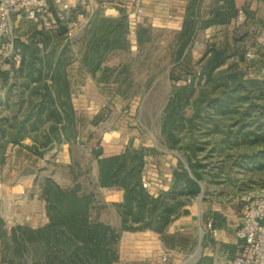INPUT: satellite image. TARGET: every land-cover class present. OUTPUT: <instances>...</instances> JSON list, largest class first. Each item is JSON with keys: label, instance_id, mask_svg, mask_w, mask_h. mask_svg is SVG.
Masks as SVG:
<instances>
[{"label": "trees", "instance_id": "trees-1", "mask_svg": "<svg viewBox=\"0 0 264 264\" xmlns=\"http://www.w3.org/2000/svg\"><path fill=\"white\" fill-rule=\"evenodd\" d=\"M203 2L189 0L186 6L184 25L177 38L176 64L170 73L172 94L162 124L169 147L184 154L193 176L180 163L169 190L150 191L143 187L146 150L127 147L99 157L102 148L95 146L100 184L123 191V200L112 203L120 216L119 226L100 219L99 212L107 206L98 203L94 193L81 192L79 184L64 187L47 177L43 182L48 218L45 224H16L8 229L0 216V239L6 247L2 264H114L119 259L118 244L123 232L152 230L165 234L171 223L185 213L184 206L200 195L201 182L205 183L207 199L211 187L219 185L224 193L236 183L234 165L264 170V72L260 70L264 67V51L248 60L242 45L234 44L232 49L210 42L197 67L186 49L192 46L198 30L215 23L227 24L239 12L236 0H214L212 19L201 21ZM119 9L123 13L119 17L95 13L84 28L82 62L92 72L127 47V16L122 7ZM53 12L57 16V10ZM30 31L28 43L16 37L21 55L19 67L15 69L13 61L10 69L0 65L2 84L8 85L10 92L14 87L18 90L17 112L23 106L21 98L28 99L20 117L17 112L0 116V163L10 144L22 145L29 154L41 157L56 143L75 142L88 121L76 113L71 100L70 42L58 52L66 25L42 29L32 26ZM150 33L149 27L138 24V43L149 39ZM251 70L255 71L253 76L248 75ZM27 138L32 143L24 145ZM211 263L212 259L205 257L197 264Z\"/></svg>", "mask_w": 264, "mask_h": 264}, {"label": "crops", "instance_id": "crops-1", "mask_svg": "<svg viewBox=\"0 0 264 264\" xmlns=\"http://www.w3.org/2000/svg\"><path fill=\"white\" fill-rule=\"evenodd\" d=\"M188 2L189 0L151 1L152 7L150 8L147 4L145 18H142L139 23L151 29L150 38L138 43L136 31L134 33L127 32V47L118 50L115 57L103 61L101 66L94 72L86 68L82 62V53L86 43V31L84 29L80 30L72 39H67L65 36L63 43L58 47V52H60L66 42L69 41L71 44L72 58L68 65L71 100L76 113L78 115L83 114L88 118L76 141L88 151L86 154L88 157L83 156L82 153L77 155L72 152L71 147L75 146L76 142L64 141L56 143L42 157L41 162L50 161V157L53 161V156L59 157L64 167L75 170L73 185L79 184L84 193H94L98 202L101 201L103 205L108 206L113 202L122 201L123 191L119 187H105L100 184L98 159L104 155L121 152L127 147L144 149L148 152L145 156V171L147 175L154 179L155 191L157 192L167 191L173 186L174 170L180 163H184L190 175L193 176L184 154L169 147L162 130L161 121L158 122L157 126L155 125V120L164 119L165 108L162 107L150 113L147 111L145 115L141 106L143 102H151L153 105L155 102H162L165 97L169 96L170 99L171 88H173L170 73L175 67L178 49L176 35L183 28ZM236 4L239 12L241 10L244 12L245 20L240 21L237 15L227 24L215 23L200 28L192 46L186 49V53L189 51L194 61L205 54L210 42H215L218 46L229 45L232 49H234V44L236 46L242 45L246 48V51L251 49L258 56L264 51V0H236ZM211 5V3L208 4L204 0L201 6L204 18H199V20L212 19L210 18ZM243 8H246L247 12ZM206 9L208 11H205ZM109 10L111 15L106 16H119L118 14L121 11L113 7ZM24 21L25 19L16 21V29L22 26ZM30 23L31 26L25 30L24 36H17L26 43L32 37L30 31L32 26H37L38 29L45 28L32 20H30ZM165 33H168L169 36L160 37V34ZM171 34H173V38L170 37ZM243 36L244 41L241 42ZM38 44L43 45L42 42ZM151 45L167 49L170 56L172 49L173 60L168 59V61H165L163 54L154 53ZM50 47L51 45L49 49ZM128 56L131 57L129 61L126 60ZM154 56H157L155 58L156 67H153L152 62ZM137 61L142 64L147 63L150 66L148 72L152 73L143 76L138 75L135 71ZM20 63L21 55L19 60H14L13 67L17 69ZM0 65L4 69H10L12 66L11 64H1V62ZM107 67L112 68V70L106 71ZM260 70L264 72V68ZM162 83H164V87L169 88L166 90L163 99L161 96L163 93L160 92L159 95L157 90L162 86ZM8 89V85L2 84L0 79V107H3L0 109V116H13L18 111L15 107V104L20 101L18 90L16 87L11 92ZM27 95L28 90L25 91L24 97H27ZM21 101L24 102L22 109L17 112L19 117L28 104L27 98H21ZM119 104L121 105L119 106ZM122 104L130 106L129 113L123 110L125 108L122 107ZM95 146L102 148L99 157L93 154ZM28 155L36 158L33 154ZM20 160V153L15 151L10 163H16ZM24 162H27V160ZM59 173L58 170L56 174L50 173L46 176L52 177L63 186L66 179L61 178ZM201 193L196 201L192 200L184 206V209L196 207V212L191 209L190 213H183L178 216L168 227L165 234L152 230L142 231L145 236L139 240L138 244V252L143 253L141 258L151 257L154 253L162 255L165 252L169 254L170 258L171 254L179 252L175 247H172L170 241H174V235L183 229L186 230V228L188 230L189 228H195L202 232L199 247L205 243L207 252L204 255L212 259V264H230L234 257L243 251V241L236 235V231L242 223L243 201L230 203L220 200L219 202L209 203V198H204L206 195L205 184L202 200H200ZM24 204L28 206L27 212L39 216L35 224L30 223L28 225L38 227L48 221L46 200L41 201L39 195L32 198L26 197ZM39 220L40 222H38ZM193 221L196 224L193 225ZM213 247L216 248V251L210 254L208 250Z\"/></svg>", "mask_w": 264, "mask_h": 264}, {"label": "rangeland", "instance_id": "rangeland-1", "mask_svg": "<svg viewBox=\"0 0 264 264\" xmlns=\"http://www.w3.org/2000/svg\"><path fill=\"white\" fill-rule=\"evenodd\" d=\"M151 1L153 0H150V2L149 0L133 1L134 6L137 4L143 6L144 14L142 15V18H145L147 4L150 8L152 7ZM206 1L208 2V4L210 3L213 4L214 2V0H206ZM110 7L111 5H107V8L106 7L99 8L96 13H99L103 16L111 15L109 10ZM205 11L208 10L206 9ZM122 14H123L122 11H120L118 15L121 16ZM119 16H115V17H119ZM126 21L128 24V32L134 33L137 29V25L131 28L129 24L128 16ZM30 26H31L30 20L25 19L24 24L20 26L18 29H16L15 31L16 37L17 36L23 37L25 30H27ZM164 35L169 36L168 33H165V34H160V37H163ZM176 36L178 38V35ZM170 37L173 38V34H171ZM225 44L227 43L225 42ZM151 48H153L154 53H161V55L163 54L165 61H168V59H171V61L173 60L172 49L170 56L168 55L167 49L159 48L157 47V45H151ZM19 58H20V54L17 60H19ZM130 58H131L130 56L126 57V60L129 61ZM155 58H157V56H154V58H152L153 67H156L157 65L155 62ZM200 58L201 57H199L195 61L197 67L199 65L198 62ZM12 61L14 62V60ZM8 64H10V62H8ZM135 66H136L135 71H137V74L140 76L152 73V72H148L150 66L147 63L142 64L140 61H137ZM263 68L264 67H261V69ZM254 74H255L254 70L248 72L249 76H253ZM167 89L169 88L164 87V83H162V86H160L157 89L159 95L160 92L163 93V95H161L162 99L163 97H165ZM168 99L169 96L165 97V100H163L162 102H155V104L153 103V105L151 104V102L141 103L145 115L147 111H149L148 113H150L153 110L156 109L159 110L162 107L166 108L169 102ZM120 105L121 104H119V106ZM122 107L125 108L123 110H125L126 113H129L130 106L128 104H122ZM2 108L3 107L1 106L0 109ZM159 121H161V123L163 124V119L157 121L155 120L156 126L158 125ZM75 142L77 144L71 147L72 152H74V154L76 153L77 155L79 153H82L83 156L88 157L86 155L88 151H86L81 144L79 145L78 141ZM31 143H32L31 139L27 138L23 140L24 145ZM50 150H48L46 153H48ZM15 151H18V153H20L21 160L17 161L16 163L15 162L10 163L11 158L14 157ZM28 154L29 153L24 146L10 144L5 154L4 162L0 163V216L6 221L8 225V229H10L12 226L16 224H30V223L35 224V221L39 219L38 215L36 216L33 213L27 212L28 206L24 204V199H26V197L32 198L35 195H39L41 201H43V199L46 200L43 195V182L45 178H47L46 175L50 173L56 174L59 170L60 172L59 175L61 176V178L66 179L65 180L66 182L63 183V186L65 187L74 186L72 181L74 179L75 170L64 167L59 157L53 156V161L51 160L52 157H50L49 158L50 161L45 163V161L41 162L43 156L39 157L35 155L36 158H34L33 156H29ZM25 160H27V162H24ZM182 164L183 166H185L184 163ZM232 172L236 179V183H234L231 187H229L228 191L224 193L220 192L219 188L221 187L219 185H215L211 187V189L208 191L209 203H214V201L219 202L220 200L230 203L231 202L238 203L239 201H242L245 196L251 193H256V194L264 193V170H246L241 166L239 167L234 165ZM197 198L198 196L195 197L193 200L196 201ZM98 203L103 204L101 201ZM191 209H185L186 210L185 213H190V211L192 210L193 212H196V207H194L192 210ZM99 216L101 220L110 222L113 225L119 226L120 224V216L118 214L117 208L112 203L108 205L107 208H103V210L99 212ZM38 222H40V220ZM193 222H194L193 225L196 224L195 221ZM201 233H202L201 231L195 228L192 229L189 228V230L186 228V230L183 229L182 231L176 233L174 235V241H170V243L172 244V247H175V249L179 250V252L177 253L174 252L173 254H171L170 258L168 257V259L164 261L162 259V255L161 254L159 255V253H154V255L145 259L141 258L143 256L142 255L143 253L138 252L139 251L138 244L140 242L139 240L143 239V236L145 235L142 234V231H135V232L125 231L122 233L121 239L118 244L119 259L115 261L114 264H197L199 260L204 259L205 257H209L207 255L206 256L204 255V253L207 252L206 250L207 247H205V243L199 247ZM215 251H216L215 247H213L211 250H208L210 254ZM5 253H6L5 243L2 241V239H0V264H2L1 260ZM197 259L199 260L197 261Z\"/></svg>", "mask_w": 264, "mask_h": 264}, {"label": "built area", "instance_id": "built-area-1", "mask_svg": "<svg viewBox=\"0 0 264 264\" xmlns=\"http://www.w3.org/2000/svg\"><path fill=\"white\" fill-rule=\"evenodd\" d=\"M134 0H0V62L8 64L17 60L20 49L16 47V21L29 19L37 24L51 28L63 23L67 27L66 38L72 39L84 29L99 8L111 5L110 8H123L128 16L130 27L142 20L144 8L133 5ZM57 10V16L53 10ZM240 21L245 20L241 10ZM248 60L258 57L253 50L246 51ZM199 74V72H198ZM191 81V77L187 78ZM143 187L155 191L154 179L146 174ZM242 223L236 231L243 241V251L237 254L230 264H264V193H251L243 198ZM169 257L162 253L165 261Z\"/></svg>", "mask_w": 264, "mask_h": 264}, {"label": "water", "instance_id": "water-1", "mask_svg": "<svg viewBox=\"0 0 264 264\" xmlns=\"http://www.w3.org/2000/svg\"><path fill=\"white\" fill-rule=\"evenodd\" d=\"M201 186H202V193H201V197H200V200H202V197H203V194H204V183H201ZM203 239V236L201 238V241Z\"/></svg>", "mask_w": 264, "mask_h": 264}]
</instances>
